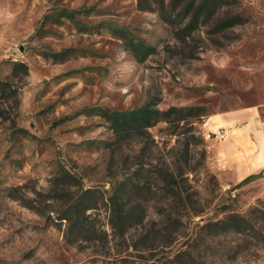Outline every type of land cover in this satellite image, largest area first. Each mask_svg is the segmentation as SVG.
<instances>
[{"label": "rangeland", "instance_id": "374dc122", "mask_svg": "<svg viewBox=\"0 0 264 264\" xmlns=\"http://www.w3.org/2000/svg\"><path fill=\"white\" fill-rule=\"evenodd\" d=\"M203 1L0 0V264H264V176L235 188L206 136L248 108L264 132V0L190 31ZM147 104L142 134L104 115Z\"/></svg>", "mask_w": 264, "mask_h": 264}, {"label": "crops", "instance_id": "0c3cea01", "mask_svg": "<svg viewBox=\"0 0 264 264\" xmlns=\"http://www.w3.org/2000/svg\"><path fill=\"white\" fill-rule=\"evenodd\" d=\"M207 126L209 154L218 160L214 170L229 173L237 183L264 171V132L255 109L215 114ZM217 129L225 130L224 138L215 136Z\"/></svg>", "mask_w": 264, "mask_h": 264}, {"label": "trees", "instance_id": "16d2710c", "mask_svg": "<svg viewBox=\"0 0 264 264\" xmlns=\"http://www.w3.org/2000/svg\"><path fill=\"white\" fill-rule=\"evenodd\" d=\"M196 0H192V4H194ZM213 0H205L200 5L198 10L192 15L190 20L187 22L186 27L190 31L194 30L198 27L199 24V16L202 10V7L209 6ZM235 20H230L225 23L224 26H230L234 24ZM132 50H134L135 54L138 55L140 51V47L137 44L132 45ZM174 109V108H173ZM172 109V110H173ZM180 110L189 111L192 117H197L201 115H205V108L202 106H190L183 107ZM159 110L153 109L150 105H144L138 108L130 109L127 111H105L104 115L111 120L113 124V128L117 136L120 138H124L126 136H130L135 133L142 134L146 132L149 127L154 124V121L158 119ZM146 130V131H145ZM203 158H205V151L202 152ZM173 176V174H170ZM131 186L133 188H139L141 186L139 182H131ZM114 210L116 212L120 211V201L112 200ZM179 220V218H178ZM248 222V219L241 215L240 213L233 211L228 213L221 219L210 223V225H214L220 228L221 232H242L243 226Z\"/></svg>", "mask_w": 264, "mask_h": 264}, {"label": "water", "instance_id": "95a60500", "mask_svg": "<svg viewBox=\"0 0 264 264\" xmlns=\"http://www.w3.org/2000/svg\"><path fill=\"white\" fill-rule=\"evenodd\" d=\"M263 176H264V171H262V172H260V173H257V174H252V175H250V176L244 178V179H243L242 181H240L239 183H237V184L235 185V188L241 187V186H243V185H245V184H247V183H249V182H251V181H253V180H255V179H258V178H260V177H263Z\"/></svg>", "mask_w": 264, "mask_h": 264}, {"label": "built area", "instance_id": "2783aa9c", "mask_svg": "<svg viewBox=\"0 0 264 264\" xmlns=\"http://www.w3.org/2000/svg\"><path fill=\"white\" fill-rule=\"evenodd\" d=\"M208 123H209V120L207 121L206 125H208ZM215 136L218 137V138H224L225 137V130L217 129L215 131Z\"/></svg>", "mask_w": 264, "mask_h": 264}]
</instances>
